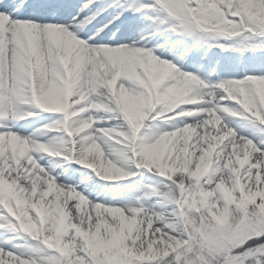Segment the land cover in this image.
Wrapping results in <instances>:
<instances>
[{"label": "snow or ice", "instance_id": "1", "mask_svg": "<svg viewBox=\"0 0 264 264\" xmlns=\"http://www.w3.org/2000/svg\"><path fill=\"white\" fill-rule=\"evenodd\" d=\"M0 264H264V0H0Z\"/></svg>", "mask_w": 264, "mask_h": 264}, {"label": "bare ground", "instance_id": "2", "mask_svg": "<svg viewBox=\"0 0 264 264\" xmlns=\"http://www.w3.org/2000/svg\"><path fill=\"white\" fill-rule=\"evenodd\" d=\"M87 210V206H85V209H84V211H86Z\"/></svg>", "mask_w": 264, "mask_h": 264}, {"label": "rangeland", "instance_id": "3", "mask_svg": "<svg viewBox=\"0 0 264 264\" xmlns=\"http://www.w3.org/2000/svg\"><path fill=\"white\" fill-rule=\"evenodd\" d=\"M87 211V210H86Z\"/></svg>", "mask_w": 264, "mask_h": 264}]
</instances>
